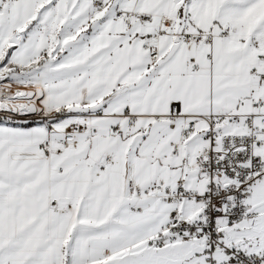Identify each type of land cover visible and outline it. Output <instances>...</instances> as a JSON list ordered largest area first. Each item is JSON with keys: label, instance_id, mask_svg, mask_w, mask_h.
<instances>
[{"label": "snow or ice", "instance_id": "1", "mask_svg": "<svg viewBox=\"0 0 264 264\" xmlns=\"http://www.w3.org/2000/svg\"><path fill=\"white\" fill-rule=\"evenodd\" d=\"M0 264H264V0H0Z\"/></svg>", "mask_w": 264, "mask_h": 264}]
</instances>
